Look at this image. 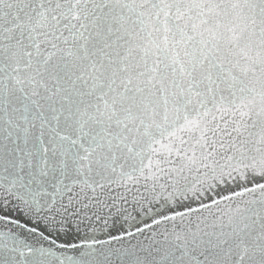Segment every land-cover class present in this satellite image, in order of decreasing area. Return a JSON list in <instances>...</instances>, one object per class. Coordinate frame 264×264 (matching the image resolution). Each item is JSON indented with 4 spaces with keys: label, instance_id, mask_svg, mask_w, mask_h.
Wrapping results in <instances>:
<instances>
[{
    "label": "snow or ice",
    "instance_id": "1",
    "mask_svg": "<svg viewBox=\"0 0 264 264\" xmlns=\"http://www.w3.org/2000/svg\"><path fill=\"white\" fill-rule=\"evenodd\" d=\"M0 264H264V0H0Z\"/></svg>",
    "mask_w": 264,
    "mask_h": 264
}]
</instances>
